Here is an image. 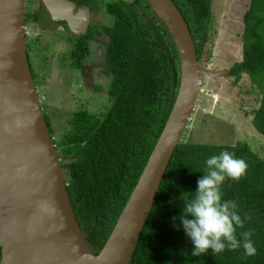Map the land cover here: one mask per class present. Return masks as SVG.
Segmentation results:
<instances>
[{
  "label": "trees",
  "instance_id": "obj_1",
  "mask_svg": "<svg viewBox=\"0 0 264 264\" xmlns=\"http://www.w3.org/2000/svg\"><path fill=\"white\" fill-rule=\"evenodd\" d=\"M174 2L189 23L201 58L211 38L212 0ZM119 10L114 11L116 24L109 31L104 64L111 77L109 106L99 113H76L64 139L54 138L64 155L62 165L80 226L96 253L126 206L168 120L180 85L177 47L150 3L124 0ZM263 13L264 0H252L244 20L243 60L232 67V75L239 80L246 72L261 89L263 96L253 124L264 135ZM46 120L52 134L51 122ZM223 151L248 165L244 176L226 179L221 190L224 200L238 205L244 227L237 229V234L251 231L257 251L248 256L241 247L193 256V245L179 217L184 201L196 191L197 180L206 171V159ZM1 249L0 244V261ZM130 264H264V157L247 141H182L164 175Z\"/></svg>",
  "mask_w": 264,
  "mask_h": 264
},
{
  "label": "water",
  "instance_id": "obj_2",
  "mask_svg": "<svg viewBox=\"0 0 264 264\" xmlns=\"http://www.w3.org/2000/svg\"><path fill=\"white\" fill-rule=\"evenodd\" d=\"M147 1L177 47L180 85L133 192L96 253L76 215L62 155L32 72L26 0H0V264L131 263L164 175L192 119L204 75L212 81L230 76L228 68L204 67L207 45L199 58L189 23L174 0Z\"/></svg>",
  "mask_w": 264,
  "mask_h": 264
},
{
  "label": "rangeland",
  "instance_id": "obj_3",
  "mask_svg": "<svg viewBox=\"0 0 264 264\" xmlns=\"http://www.w3.org/2000/svg\"><path fill=\"white\" fill-rule=\"evenodd\" d=\"M251 3L252 0H212L213 24L211 38L206 44L207 61L204 67L214 70L230 69L235 63L243 60L246 29L244 20ZM28 26L32 36H36L37 30L31 29L29 24ZM44 36L49 42L54 34ZM40 45L43 46L42 43ZM52 45L53 43L49 44V47ZM43 51L42 48L30 51L31 68L36 78L38 76L36 62L44 61ZM88 60L94 61L95 58L91 57ZM58 69L61 71L56 74L57 77L55 76L57 82L54 79L46 88L37 81V88L38 91L40 89L44 114L51 122L52 135L55 136L53 138L61 141L72 129L71 121H74L76 113L83 110L99 113L109 106L108 91L111 79L110 82L105 81L102 84L101 92H95L87 84L84 88L77 86L84 83L82 72L73 70L71 76L64 79L69 67ZM52 73L53 71L48 77L51 80ZM262 96L261 89L253 83L246 72L241 74L239 80L236 76H228L218 77L216 81H212L204 75L203 89L198 96L196 108L182 141L214 144L247 141L253 150L264 157V136L257 132L253 124L254 112L260 107ZM77 98L85 102L80 103Z\"/></svg>",
  "mask_w": 264,
  "mask_h": 264
},
{
  "label": "flooded vegetation",
  "instance_id": "obj_4",
  "mask_svg": "<svg viewBox=\"0 0 264 264\" xmlns=\"http://www.w3.org/2000/svg\"><path fill=\"white\" fill-rule=\"evenodd\" d=\"M119 5L124 6V0H26L28 54L30 56L33 50H44V61L36 62V85L39 81L47 88L54 79L57 82L56 74L61 71L58 67H69L64 79L71 76L73 70H78L84 77V85L78 84L79 88L87 84L95 92H101L102 84L111 79L104 64L110 42L109 31L116 24L114 11L120 12ZM28 24L37 30L36 36H32ZM45 34H54V37L48 42ZM51 43L53 45L49 47ZM91 57L95 60H88ZM51 71L53 80L48 78ZM230 76H233L232 68ZM77 101L85 102L79 98ZM61 155L63 161L64 155Z\"/></svg>",
  "mask_w": 264,
  "mask_h": 264
},
{
  "label": "clouds",
  "instance_id": "obj_5",
  "mask_svg": "<svg viewBox=\"0 0 264 264\" xmlns=\"http://www.w3.org/2000/svg\"><path fill=\"white\" fill-rule=\"evenodd\" d=\"M205 165L206 171L197 180L196 191L184 201L179 217L185 235L193 245L192 255L209 251L217 254L241 247L246 255H255L253 233L243 231L237 234V229L244 227L238 205L235 201L224 200L221 190L226 179L239 180L246 174V161L223 151L207 158Z\"/></svg>",
  "mask_w": 264,
  "mask_h": 264
},
{
  "label": "crops",
  "instance_id": "obj_6",
  "mask_svg": "<svg viewBox=\"0 0 264 264\" xmlns=\"http://www.w3.org/2000/svg\"><path fill=\"white\" fill-rule=\"evenodd\" d=\"M49 75V74H48ZM52 108H55V106H52Z\"/></svg>",
  "mask_w": 264,
  "mask_h": 264
}]
</instances>
